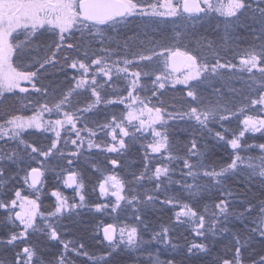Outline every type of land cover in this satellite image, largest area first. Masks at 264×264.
Masks as SVG:
<instances>
[{
    "label": "snow or ice",
    "instance_id": "snow-or-ice-1",
    "mask_svg": "<svg viewBox=\"0 0 264 264\" xmlns=\"http://www.w3.org/2000/svg\"><path fill=\"white\" fill-rule=\"evenodd\" d=\"M49 69L67 86L45 84ZM257 133L264 0H0V264H196L223 240L212 264H264ZM83 210L109 217L94 251L66 238Z\"/></svg>",
    "mask_w": 264,
    "mask_h": 264
},
{
    "label": "trees",
    "instance_id": "trees-1",
    "mask_svg": "<svg viewBox=\"0 0 264 264\" xmlns=\"http://www.w3.org/2000/svg\"><path fill=\"white\" fill-rule=\"evenodd\" d=\"M205 28H207V27H205ZM68 71L71 72V70H68ZM49 74H55V76L50 77V78H46V76H48ZM43 82L45 84H51L53 86H56V85H60V86H64V87L67 86V80L65 78L64 73L58 72L55 69H49V71L44 74ZM230 84H231V87H233L235 89H242L244 92H247L249 90L248 86H247V82L245 80L238 78V77H233L232 80L230 81ZM177 88H181V87H177ZM180 95H181L180 92L170 89L169 91L166 92V94L164 96V100H165V102H168L173 97H179ZM238 99H239V97H238ZM237 126H238L237 122L234 120L231 127L236 128ZM175 135L178 137V139L181 142L185 139V134L183 132H177V133H175ZM248 142L249 143L264 142V137H260V134H257L253 137L249 135ZM37 143H39L41 145H46L48 143V141L45 140L43 137H40V139L37 141ZM138 147H139V145H136V147L133 148L132 151L129 152L128 156L126 158H124L125 171L128 170L129 168L135 169L139 166L140 154L136 150V148H138ZM210 159L214 162L227 160L228 159L227 152L223 148H216L214 150V152L210 154ZM134 161H135V163H134ZM54 183H55V181L52 179V174L49 173L48 179L45 183V186L42 188V195L40 197V200L42 201V209H44V210H47L51 206V204L54 203V198H52V197H50V195H48V193H50V191L52 190V186ZM13 186L19 187L20 184L15 183ZM60 188H61L63 194L67 195L71 199L72 191L64 188L62 184L60 185ZM25 191H27V190L25 189ZM0 192H2V190H0ZM88 195L92 199H96L98 197V193L95 195L92 194V190H91L90 185L88 187ZM83 212H84L83 216L79 218L80 219L79 223H76V224L69 223L68 224L69 231L66 234V238H74L75 240L83 241L86 245L89 246L90 250L94 251L98 248V245H96L95 241L93 240L94 226L96 223H99L102 220L109 219V217L101 216L100 221H93V220H91L90 215L88 214L87 210H83ZM92 215L100 216V214H96V213H92ZM169 215H170V213H165V214L160 215V218L166 222L168 220ZM152 218L155 219L156 217L153 216ZM2 236H3V233L0 232V237H2ZM227 244H228L227 240L217 242L213 246V250H212L211 255L201 258L200 260L196 261V264H212L214 257L218 253L219 254L224 253ZM255 249H256V251H259L261 249V245L259 243H256ZM53 251H55V249H48V248L43 249L42 250L43 258L45 260L50 259ZM252 255H253V253L250 251V252L245 254V257L247 259V258L251 257ZM11 256H12L11 251H7L5 249H0V259H5V258L10 259Z\"/></svg>",
    "mask_w": 264,
    "mask_h": 264
},
{
    "label": "rangeland",
    "instance_id": "rangeland-1",
    "mask_svg": "<svg viewBox=\"0 0 264 264\" xmlns=\"http://www.w3.org/2000/svg\"><path fill=\"white\" fill-rule=\"evenodd\" d=\"M205 27H208V26L205 25ZM54 76H55V74H49L48 76H46V78H50V77H54ZM149 87H151L150 84H149ZM177 87H182V85H177ZM257 134H259V133H257ZM257 134H255V135H257ZM249 135L252 136V134H249ZM32 139H35V137H33ZM252 143H254V142H252Z\"/></svg>",
    "mask_w": 264,
    "mask_h": 264
},
{
    "label": "water",
    "instance_id": "water-1",
    "mask_svg": "<svg viewBox=\"0 0 264 264\" xmlns=\"http://www.w3.org/2000/svg\"><path fill=\"white\" fill-rule=\"evenodd\" d=\"M67 189V188H66ZM67 190H70V191H72L71 189H67Z\"/></svg>",
    "mask_w": 264,
    "mask_h": 264
}]
</instances>
